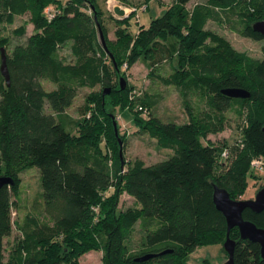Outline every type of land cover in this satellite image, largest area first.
I'll return each mask as SVG.
<instances>
[{
  "label": "trees",
  "instance_id": "trees-1",
  "mask_svg": "<svg viewBox=\"0 0 264 264\" xmlns=\"http://www.w3.org/2000/svg\"><path fill=\"white\" fill-rule=\"evenodd\" d=\"M191 2L170 0L136 36L122 26L129 16H111L118 25L111 43L97 0L63 5L59 0H0V22L26 15L25 26H32L29 34L23 26L11 51L0 36L9 73L7 85L0 72V176L13 181L0 188V264H79L90 250L101 251L100 264H187L197 247L223 244L226 221L214 205L213 185L239 200L247 176L255 178L251 161L264 158V45L263 57L253 58L208 25L226 24L240 36L264 40L252 29L264 19V0ZM65 47L67 55L61 51ZM138 60L151 71L169 64L165 74H150L182 91L187 120L133 116L135 125L172 155L146 165L141 159L127 162L123 154L121 165L118 138H125L112 111L127 104L128 87L120 88L119 77L125 79ZM96 87L101 89L88 94L79 118L67 112L82 88ZM229 88L245 90L249 97L222 92ZM144 102L150 108L157 101L147 97ZM228 113L245 122L229 161L230 147L207 139L224 131ZM109 148L115 154L110 165ZM33 167L39 171L42 211L49 222L26 214L17 225L20 237L5 255L14 224L12 198L19 196L21 174ZM122 191L135 206L117 208ZM242 217L264 228V210L245 208ZM136 223L144 241L134 251L126 240ZM229 236L235 264H264L258 243L240 238L237 227ZM146 254L156 255L138 261Z\"/></svg>",
  "mask_w": 264,
  "mask_h": 264
},
{
  "label": "rangeland",
  "instance_id": "rangeland-1",
  "mask_svg": "<svg viewBox=\"0 0 264 264\" xmlns=\"http://www.w3.org/2000/svg\"><path fill=\"white\" fill-rule=\"evenodd\" d=\"M59 1L63 5L67 0ZM201 1L204 0H192L189 6H192L195 2ZM169 2L170 0H97V4L102 12L101 21L107 30V37L111 43L116 40L114 33L116 28H118L114 18H119L120 20L126 18V16L117 17L113 13V8L115 6L123 8L126 12H130L128 15L130 19L123 21L122 26L130 35L136 36L140 26H147L151 19L162 15ZM109 4L110 7L108 8ZM50 6L53 10H56V5ZM136 9L138 11H136ZM27 18L26 15H23L15 17L9 23L0 22V36L7 39L8 51H11L13 46L20 42L18 32L22 31L23 26L26 28V34L32 32L31 25H28L27 27L25 26V20ZM208 29L224 36L238 51L245 52L253 58L263 57L261 49L264 45V40H255L249 37L240 36L227 29L226 24L216 22H210ZM118 49L119 47H115V51H119ZM61 51L63 55L68 54L67 47L63 48ZM123 66H125V64ZM168 66L169 64L165 63L162 67H157L154 71H151L146 62L138 60L131 67H128L125 72V80L128 87V102L125 107L117 105L113 109L112 114L115 116L114 120L119 124L120 133L124 134V141H122L121 137H118L122 142V147L124 144L123 154L127 162H131L134 159H141L146 165H150L165 160L172 155L171 150L160 148L155 139L149 137L147 133L137 127L134 123L133 116L145 120L149 118L150 115H154L163 121H172L176 123H183L187 120L185 100L182 91L176 86H165L161 84L155 76L150 74V72H155V74H165L166 70L169 68ZM112 82H115L114 77H112ZM100 89L101 87H96L94 89L82 88L67 112L72 116L79 118V108L84 105V100L87 98L88 94L92 91H99ZM147 97L157 101L153 107L148 108L146 106L144 100ZM188 100L193 104L197 103L192 96H189ZM90 104L92 105L93 103ZM140 106L142 109H140ZM228 115L230 116L228 126L224 131L219 134H210L207 139L216 146L222 145L230 147L229 161L231 159L234 143H240L242 140L241 129L245 122L243 117H237L230 113H228ZM105 124L107 125V123ZM75 131L76 129L72 132L75 133ZM104 139L105 137L103 140ZM106 152L108 154V162L110 165L115 154L112 148H109L108 150L106 149ZM251 172L255 178L249 175L247 176L248 186L240 199L247 200L254 198L259 188L264 185V173H260L254 169H251ZM40 190L38 169L33 167L24 171L21 174L19 196L16 201L15 198H12L14 204L12 205L11 216L14 224L11 235L5 240V255H7L13 242L20 237V231L17 228V225L22 223L26 214L29 216L32 215V217L37 218L41 222H49L42 211ZM111 190L112 188L109 189V191ZM135 205L136 203L134 199L126 192L122 191L119 194L117 198L118 209L122 210ZM143 241L144 233L139 228L138 223H136L132 231L129 233L126 243L129 249L136 251L141 247ZM101 256V251L90 250L78 258V263L100 264ZM226 259L227 256L223 250L222 243L212 242L199 246L191 252L187 264H225Z\"/></svg>",
  "mask_w": 264,
  "mask_h": 264
},
{
  "label": "water",
  "instance_id": "water-1",
  "mask_svg": "<svg viewBox=\"0 0 264 264\" xmlns=\"http://www.w3.org/2000/svg\"><path fill=\"white\" fill-rule=\"evenodd\" d=\"M113 13L117 17H127L130 12H125V10L119 6L113 8ZM252 29L264 35V19L253 23ZM99 36L104 44L103 34L99 30ZM0 72L6 80V84L9 85V73L6 66V54L4 48H0ZM126 85L125 79L119 77V86L123 89ZM110 89L104 90V94H108ZM222 92L231 97H249V93L242 89L229 88L222 90ZM115 135L117 136L116 122L113 121ZM119 143V158L121 165H123V151L122 142L118 138ZM13 183L12 179L6 176H0V188L4 185H11ZM213 202L217 210H219L226 221V237L222 244L224 252L227 254V259L225 264H235L233 259L235 242L229 236L231 228L237 227L239 231L240 238L248 239L252 242H256L260 246V254L262 259H264V228L257 227L254 223L244 220L242 217V211L245 208H249L251 211L258 213L264 210V186L261 187L255 194L254 198L251 199H239L234 200L230 197L229 193L216 185H213ZM164 253V252H162ZM156 254H146L140 258L138 261H144L149 259Z\"/></svg>",
  "mask_w": 264,
  "mask_h": 264
},
{
  "label": "built area",
  "instance_id": "built-area-1",
  "mask_svg": "<svg viewBox=\"0 0 264 264\" xmlns=\"http://www.w3.org/2000/svg\"><path fill=\"white\" fill-rule=\"evenodd\" d=\"M110 7V4L108 5V8ZM126 12V11H125ZM223 156H226V153H223ZM251 167L260 172L264 173V158L263 157H256L251 161Z\"/></svg>",
  "mask_w": 264,
  "mask_h": 264
},
{
  "label": "crops",
  "instance_id": "crops-1",
  "mask_svg": "<svg viewBox=\"0 0 264 264\" xmlns=\"http://www.w3.org/2000/svg\"><path fill=\"white\" fill-rule=\"evenodd\" d=\"M205 264H207V263H205Z\"/></svg>",
  "mask_w": 264,
  "mask_h": 264
}]
</instances>
